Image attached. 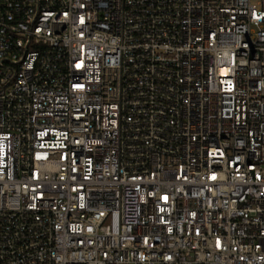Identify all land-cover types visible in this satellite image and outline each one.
Listing matches in <instances>:
<instances>
[{"label": "built area", "instance_id": "1", "mask_svg": "<svg viewBox=\"0 0 264 264\" xmlns=\"http://www.w3.org/2000/svg\"><path fill=\"white\" fill-rule=\"evenodd\" d=\"M0 264H264V0H0Z\"/></svg>", "mask_w": 264, "mask_h": 264}]
</instances>
